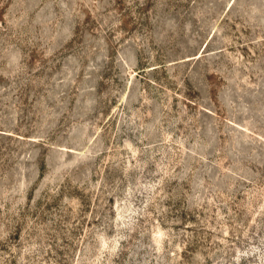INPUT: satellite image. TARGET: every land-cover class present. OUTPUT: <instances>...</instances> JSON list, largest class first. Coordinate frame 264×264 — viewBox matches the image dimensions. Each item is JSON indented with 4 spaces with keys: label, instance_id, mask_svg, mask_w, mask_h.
Here are the masks:
<instances>
[{
    "label": "rangeland",
    "instance_id": "rangeland-1",
    "mask_svg": "<svg viewBox=\"0 0 264 264\" xmlns=\"http://www.w3.org/2000/svg\"><path fill=\"white\" fill-rule=\"evenodd\" d=\"M0 264H264V0H0Z\"/></svg>",
    "mask_w": 264,
    "mask_h": 264
}]
</instances>
